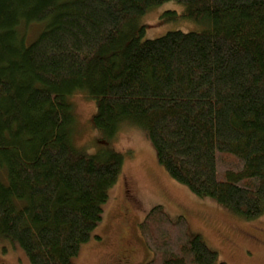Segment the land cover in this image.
<instances>
[{
	"label": "trees",
	"instance_id": "obj_1",
	"mask_svg": "<svg viewBox=\"0 0 264 264\" xmlns=\"http://www.w3.org/2000/svg\"><path fill=\"white\" fill-rule=\"evenodd\" d=\"M166 2L201 29L142 39ZM75 90L106 141L132 122L191 192L264 212V0H0V241L30 264H72L122 168L120 153L74 147ZM139 232L145 264H227L161 205Z\"/></svg>",
	"mask_w": 264,
	"mask_h": 264
},
{
	"label": "rangeland",
	"instance_id": "obj_2",
	"mask_svg": "<svg viewBox=\"0 0 264 264\" xmlns=\"http://www.w3.org/2000/svg\"><path fill=\"white\" fill-rule=\"evenodd\" d=\"M183 7L166 2L144 13L142 39L162 36L167 31L200 30L179 19ZM175 16H178L175 17ZM40 27V26H39ZM38 26L27 29L30 42ZM73 115L71 141L86 154L102 149L120 153L123 164L102 205L101 219L82 243L72 264H145L152 256L139 232V223L155 205H161L170 219L183 217L192 235H199L227 264H264V212L245 219L215 199L198 196L171 178L158 163L156 150L139 126L124 123L113 139L105 138L92 123L95 101L83 91L68 97ZM0 264H30L25 252L8 240L0 241Z\"/></svg>",
	"mask_w": 264,
	"mask_h": 264
}]
</instances>
